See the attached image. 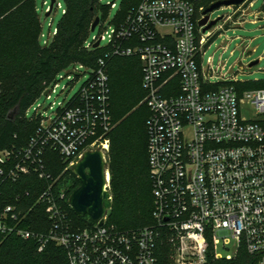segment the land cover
Here are the masks:
<instances>
[{
    "label": "built area",
    "instance_id": "2783aa9c",
    "mask_svg": "<svg viewBox=\"0 0 264 264\" xmlns=\"http://www.w3.org/2000/svg\"><path fill=\"white\" fill-rule=\"evenodd\" d=\"M246 3L251 6L253 0ZM106 5L116 7L113 1ZM202 18L195 2L143 0L107 33L113 55L139 57L142 63V103L151 113L153 224L123 231L108 223V213L103 225L75 230L66 211L72 194L56 189L59 179L46 170L47 150L60 155L66 172L88 150L101 149L108 162L114 123L109 75L101 59L96 69L73 66L89 77L53 116L34 107L42 123L27 146L0 151L1 237L34 240L39 251L55 242L67 252L69 264H159L163 242L172 264H208L211 249L217 260H232L245 249L264 264V88L240 91L236 84L243 82L234 79L211 89L215 71L211 65L204 68V56L212 34L199 27ZM104 40L95 36L85 47L102 46ZM57 82L44 92L48 100ZM30 176L49 180V186L35 202L29 193L11 199L4 185ZM106 176L110 191L108 169ZM35 214L51 226L42 232L24 227Z\"/></svg>",
    "mask_w": 264,
    "mask_h": 264
},
{
    "label": "trees",
    "instance_id": "16d2710c",
    "mask_svg": "<svg viewBox=\"0 0 264 264\" xmlns=\"http://www.w3.org/2000/svg\"><path fill=\"white\" fill-rule=\"evenodd\" d=\"M143 0H123L112 25L120 27L130 11ZM195 2L197 14L219 0H185ZM65 9L51 42L41 43L42 24L36 0H0V151L27 146L42 123V116L31 113L37 100L53 86L60 73L73 66L96 69L99 61L106 62L110 85V110L114 127L109 133L107 155L110 173V194L113 207L108 223L128 231L153 224V182L149 166L147 121L151 115L143 104L146 92L142 87V63L139 57H119L111 47L86 49L91 26L100 12V25L105 22L110 6L100 0H64ZM203 8V10H200ZM54 11V8L51 11ZM232 82L211 87L219 89ZM240 91L264 88V82L238 83ZM46 170L59 179L56 189L70 196L80 185L73 169L60 155L47 150ZM49 180L38 176L22 178L4 185L11 195L26 197L35 202ZM71 182L70 185L68 183ZM9 199V201L11 200ZM66 211L75 230L93 227L94 221L77 214L67 204ZM40 212V211H39ZM39 232L51 224L43 215L30 216L23 225ZM159 264H172L170 247L163 242L158 250ZM0 264H69L67 252L55 242L39 251L34 240L10 235L0 236ZM208 264H258L245 249L232 260H217L209 253Z\"/></svg>",
    "mask_w": 264,
    "mask_h": 264
},
{
    "label": "rangeland",
    "instance_id": "374dc122",
    "mask_svg": "<svg viewBox=\"0 0 264 264\" xmlns=\"http://www.w3.org/2000/svg\"><path fill=\"white\" fill-rule=\"evenodd\" d=\"M52 0H36L38 12L42 24L41 43L51 42L55 29L62 19L65 4L64 0H56L54 11L46 16ZM114 2L116 7L106 13V20L94 32H91L88 40L95 36H106L102 47L108 44L107 33L110 32L111 22L114 20L123 0L104 1L106 5ZM60 4V7L58 6ZM239 7H221L211 15L212 20L223 17L209 32L212 34L209 47L204 56V68L209 65L215 71L212 78L214 84L225 80L237 79L240 82L260 83L264 82V0H253V4L246 3ZM104 16L100 12L99 17ZM228 16L231 19L225 20ZM257 64L251 66L253 63ZM76 75H79L78 77ZM70 76L71 79H67ZM63 77V78H62ZM89 77V72L73 67L62 71L58 77L56 94H52L50 100L42 95L35 106H41L40 112L51 117L61 103L69 101L75 96ZM53 106V109L51 107ZM71 182L68 183L70 185ZM89 218V217H87ZM220 250H222L220 248ZM223 252V251H222ZM225 254V252H224Z\"/></svg>",
    "mask_w": 264,
    "mask_h": 264
},
{
    "label": "water",
    "instance_id": "95a60500",
    "mask_svg": "<svg viewBox=\"0 0 264 264\" xmlns=\"http://www.w3.org/2000/svg\"><path fill=\"white\" fill-rule=\"evenodd\" d=\"M245 1L219 0L212 3L203 11V18L199 21V27L203 28V33L209 32L223 19V17H220L212 20L211 15L214 11L221 7H240ZM55 2L56 0L51 1L47 17L50 16ZM99 25L100 17H97L91 26V32H94ZM99 45L100 42H97L95 47H99ZM255 64L257 62L251 66ZM107 169L108 162L101 149L84 152L82 158L73 167V173L79 178L81 186L72 193L69 204L77 214L89 217L94 223H99V225H103L105 217L113 207L110 191L106 189Z\"/></svg>",
    "mask_w": 264,
    "mask_h": 264
},
{
    "label": "flooded vegetation",
    "instance_id": "af4514ba",
    "mask_svg": "<svg viewBox=\"0 0 264 264\" xmlns=\"http://www.w3.org/2000/svg\"><path fill=\"white\" fill-rule=\"evenodd\" d=\"M74 178H75V180L80 184V185L78 186V188H79V187L81 186L80 180H79V178H78L77 176H75V175H74ZM78 188H77V189H78Z\"/></svg>",
    "mask_w": 264,
    "mask_h": 264
}]
</instances>
